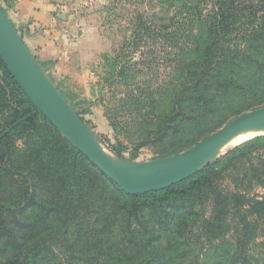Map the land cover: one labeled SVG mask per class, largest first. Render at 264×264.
<instances>
[{"label": "rangeland", "instance_id": "rangeland-1", "mask_svg": "<svg viewBox=\"0 0 264 264\" xmlns=\"http://www.w3.org/2000/svg\"><path fill=\"white\" fill-rule=\"evenodd\" d=\"M20 1L0 0V5L23 38L15 22ZM25 1L47 9L55 21L56 39L71 41L72 70L63 71L55 86L101 148L117 162L136 166L139 171L133 173L144 174L150 164L162 166L252 110L204 117L197 112L198 125L185 121L180 133L159 147L137 149L142 135L135 121L150 110L149 95L158 85L156 80L172 73L174 60L191 48L188 39H154L157 17L171 14L164 11L167 5L158 0ZM0 29L6 34L4 27ZM6 100L0 130L5 127L4 133H11L13 141L6 164H0V200L13 206L24 203L30 176L37 200L48 205L28 204L19 219L8 216L6 230L13 229L19 240L24 238L25 249L42 239L41 264H264V211L256 204L264 199V140L245 146L215 167L206 187L176 197L167 206V223L165 218L160 222L157 216L156 221L149 216V223L152 219L159 225L141 236L143 247L122 238V195L115 183L41 111L36 109L49 122H27V117L2 122L18 108L16 96L8 94ZM214 217H221V230L206 227ZM9 237L0 239V259L12 255L14 238Z\"/></svg>", "mask_w": 264, "mask_h": 264}, {"label": "trees", "instance_id": "trees-1", "mask_svg": "<svg viewBox=\"0 0 264 264\" xmlns=\"http://www.w3.org/2000/svg\"><path fill=\"white\" fill-rule=\"evenodd\" d=\"M158 1L167 5L164 11L171 14L157 17L158 33L154 39H188L191 48L187 47L190 49L174 60L172 73L166 74L163 79L158 77L160 81L156 80L158 85L149 95L150 110L141 114V121H135L142 135L137 149L159 147L180 133L185 121H197L198 116L194 115L197 112L204 117L228 111L230 116L245 109L253 110L259 103H264V0ZM142 18L139 21L141 28L144 26ZM8 94L16 96L18 108L6 118L4 114L2 122L12 118L11 123H15L25 117L27 122H49L36 111L0 57V113L7 106ZM6 130L5 127L0 130V164H6V152L13 141L11 133H4ZM258 140H264V135L241 143L183 183L160 191L129 195L115 184L114 188L122 195V238L132 245L146 247L141 236L154 232L155 225H159L154 224L152 219L149 223V216H153L155 221L157 216L160 222L165 218L164 222L167 223V206L174 203L176 197L206 187L210 182L209 173L215 167ZM26 181L28 188L24 203L13 206L0 200V239L7 236L14 238L11 257L0 259V264H41L44 253L42 239H37L32 247L25 249V239L15 238L13 229L6 230L8 216L19 219L18 215L24 213L28 204L48 206L46 202L37 200L33 178L27 176ZM256 204L258 210L264 211V199ZM220 220L221 217H214L213 222H206V227L212 231L221 230ZM154 237L157 238L156 235Z\"/></svg>", "mask_w": 264, "mask_h": 264}, {"label": "water", "instance_id": "water-1", "mask_svg": "<svg viewBox=\"0 0 264 264\" xmlns=\"http://www.w3.org/2000/svg\"><path fill=\"white\" fill-rule=\"evenodd\" d=\"M0 57L21 89L41 111L98 169L129 195L166 189L200 170L212 160L216 149L233 133L264 119V106L247 111L159 166L151 175L119 169L103 152L101 145L49 79L22 36L0 5ZM215 160V159H214Z\"/></svg>", "mask_w": 264, "mask_h": 264}, {"label": "crops", "instance_id": "crops-1", "mask_svg": "<svg viewBox=\"0 0 264 264\" xmlns=\"http://www.w3.org/2000/svg\"><path fill=\"white\" fill-rule=\"evenodd\" d=\"M15 18L27 47L45 70L49 79L57 85L63 71L72 70L70 60H73L74 56L72 57L68 53L71 41L56 39L53 16L47 9H42L35 4L21 0L17 3Z\"/></svg>", "mask_w": 264, "mask_h": 264}, {"label": "bare ground", "instance_id": "bare-ground-1", "mask_svg": "<svg viewBox=\"0 0 264 264\" xmlns=\"http://www.w3.org/2000/svg\"><path fill=\"white\" fill-rule=\"evenodd\" d=\"M4 27V25H2L1 19H0V27ZM5 28V27H4ZM264 133V119L263 120H259L256 121L252 124H249L243 128H240L239 130H237L235 133H233L232 135H230L214 152L213 156L211 157L212 159L229 151L231 148H233L236 145L241 144L242 142H244L245 140L258 135ZM108 150V149H107ZM105 155L121 170H126L128 173L131 172H136L139 171L137 170L136 166H128V165H124L121 164L119 162H117L110 154V152L108 151H104ZM159 168V165L157 164H150L146 166V170L144 172V170L142 172H144V174L146 176L151 175L152 173H154L157 169ZM142 169V168H141Z\"/></svg>", "mask_w": 264, "mask_h": 264}]
</instances>
